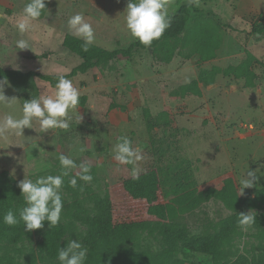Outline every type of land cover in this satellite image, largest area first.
Listing matches in <instances>:
<instances>
[{"label":"rangeland","instance_id":"1","mask_svg":"<svg viewBox=\"0 0 264 264\" xmlns=\"http://www.w3.org/2000/svg\"><path fill=\"white\" fill-rule=\"evenodd\" d=\"M7 1L14 5L13 13ZM101 1L104 10L96 7L92 13L84 0L76 3L45 0L46 9L39 19L31 22L32 30L24 34L15 25L22 19L20 8L28 0L0 3V68L52 76L50 80L34 75L16 77L17 82L8 80L4 93L14 98L11 107L0 105V119L8 114L18 118L24 100L52 94L58 76L70 72L79 62L77 55L61 44L65 33L70 32L67 21L71 13L89 12L84 19L94 29V43L102 47L125 48L136 40L125 25L127 0ZM181 2L188 0H170V10ZM263 11L264 0H199L198 6L193 5L191 10L188 32L185 30L177 37H160L150 47L141 44L128 57L115 56L86 73L69 77L80 96H85L78 105V113L70 112L71 127L67 131L54 129L41 133L39 123L34 120V129L24 128L23 135L0 136V176L4 175L18 187L24 178L35 180L38 176L58 175L61 154L72 158L77 165L90 164L91 182L78 179L76 188L70 186L69 179L78 168L64 177L61 220L52 227L63 234L64 247L70 239H76L89 250V223L83 218L92 216L105 201L108 200L105 206L112 203L117 217L146 220L147 217H142V203L127 199L122 181L131 177L133 167L140 173L155 164L144 112L157 115L166 111L172 118V127L178 129V143L193 168L198 184L194 198L204 199L194 207V214L180 215L176 221L178 235L155 237L146 231L140 241L126 243V247L157 254L172 249L171 258L181 264L264 261V205L233 209L211 196L225 188L226 197L244 202L264 192V37L255 32L262 23ZM200 26L216 30L210 39L214 38L219 47L211 59L201 60L183 47L189 30L201 29ZM21 38L29 41L31 49L15 50L14 43ZM164 43L172 48L171 53ZM245 65L255 74L251 85L244 76L235 78L234 73L224 72L226 68H245ZM213 68L218 70L215 81L209 85L199 83L200 97L178 98L172 94L179 86L197 79L201 69ZM79 114L82 121L77 124ZM121 137L129 138L133 147L142 151L144 158L135 166L121 165L113 159L114 147ZM248 170H258L257 181L254 187L245 188L244 194L238 195L240 181ZM228 179L234 188L223 187ZM18 190L20 207L7 210L17 216L25 206L19 187ZM249 210L255 212L256 222L242 230L239 213ZM43 223L44 232L49 224ZM64 223L68 227L62 232L60 225ZM18 226H24L23 222L6 225L7 230L0 233V264H27L30 260L31 249L36 247V230L29 237L16 240L14 228ZM39 256L34 251L33 264H53L50 256L44 253Z\"/></svg>","mask_w":264,"mask_h":264},{"label":"trees","instance_id":"2","mask_svg":"<svg viewBox=\"0 0 264 264\" xmlns=\"http://www.w3.org/2000/svg\"><path fill=\"white\" fill-rule=\"evenodd\" d=\"M192 9L193 5L188 2H181L177 5L171 16V25L161 37H177L185 32ZM261 20L262 23L255 32L264 37V11ZM209 30H206L205 27H201V29L195 27L193 30H189L191 33L184 37L183 47L188 48L191 54H197L201 60L213 58L219 43L214 38L210 39L216 30L214 28ZM61 41L63 47L79 58V62L67 73V78L75 76L77 73H86L100 64L107 63L115 56L128 57L136 47L141 45L137 39L125 48L115 49L105 48L94 43L87 51H84L82 49L83 41L70 32L65 33ZM164 45L167 52L171 53L172 48L167 43ZM204 45L205 49L202 48ZM224 72L234 73L235 78L244 76L249 85L253 83L252 78L255 75L246 65L245 68L241 66L235 69L226 68ZM217 73L218 70L214 68L211 70L201 69L197 79L179 86L172 94L178 98L187 95L200 97L202 90L199 83L204 85L213 83ZM31 75L47 80L52 79L50 75L37 74L32 71L22 72L0 68V79L6 77L7 80L16 81V77L24 79ZM84 100L85 96H80V102L82 103ZM144 120L151 140L153 155L156 157L155 164L140 172L138 180L133 181L129 177L122 181V189L129 201L142 203L144 213L142 217L147 218L146 220H134L138 217H117L118 214L113 209L111 202L105 206L108 200L92 216L86 215V218L83 219L89 223L90 232L87 237L89 250L85 264H181L171 258L172 249L166 248L167 250H164L163 253L157 254L148 250H129L126 247V243L140 241L141 235L146 231L155 237L157 235H178L176 221L179 220L180 215L183 212L194 214V207L204 199L194 198V189L198 184L191 162L183 147L178 143V129L172 127V118L169 113L164 111L152 115L146 110ZM223 187L232 189L234 184L228 179ZM224 191L225 188L223 190L220 188L211 196L215 200L223 201L229 208H254L264 205L263 191L244 202L238 199L231 200L225 196ZM18 192V187L14 183L4 175L0 176V233L7 230L6 224L3 223V216L7 210L14 209L15 206L20 207ZM166 220H170L172 223L164 224ZM60 227L62 232H65L68 225L64 223ZM35 230L37 234L36 247H32L31 257L27 264H33L34 251L38 256H41L42 253L50 256L53 264H59L57 254L60 248H64L63 234L49 227L44 232L41 229ZM31 233L32 231H24V226L14 228L16 240H23ZM203 248L208 249L207 246H203ZM259 264H264V261Z\"/></svg>","mask_w":264,"mask_h":264},{"label":"clouds","instance_id":"3","mask_svg":"<svg viewBox=\"0 0 264 264\" xmlns=\"http://www.w3.org/2000/svg\"><path fill=\"white\" fill-rule=\"evenodd\" d=\"M191 5L198 6L199 0H188ZM46 9L45 0H28L21 9V17L15 27L20 34L32 30V21L40 18ZM125 25L131 37L139 43L150 47L153 40H158L171 25L170 0H127ZM68 29L72 35L83 41L82 49L87 51L95 42V34L92 25L84 19L83 14L76 13L67 21ZM15 50L31 49L27 39H18L14 43ZM9 82L7 78L0 79V105L11 107L13 98L4 93V88ZM80 91L67 78V73L58 76L55 91L50 95L32 97L24 100L22 114L17 118L11 114L0 119V136L9 133L23 135L24 128H33V121H37L41 133L49 130L67 131L71 127L72 117L70 112H77L80 104ZM82 117L79 114L76 123L79 124ZM141 149L133 147L132 141L127 137H121L115 145L113 159L121 165L135 166L143 159ZM61 172L58 175L38 176L35 180L23 179L18 182L25 206L19 210L18 216L12 211H7L3 216V223L8 226L23 222L24 231H32L44 227L47 221L49 227H55L60 223L63 210L61 189L64 177L69 176L73 169H79L69 179L71 187H77V180L86 183L93 180L91 165L81 163L79 165L69 156L61 154L59 157ZM258 170H248L244 179L240 181L238 195L244 194L245 188L255 186ZM133 181L139 179V171L133 167L131 171ZM255 212L247 211L239 213L238 223L242 230L252 226L255 221ZM88 249L79 240L70 239L66 247L60 248L57 254L59 264H85Z\"/></svg>","mask_w":264,"mask_h":264},{"label":"crops","instance_id":"4","mask_svg":"<svg viewBox=\"0 0 264 264\" xmlns=\"http://www.w3.org/2000/svg\"><path fill=\"white\" fill-rule=\"evenodd\" d=\"M4 1L5 0H0V3H3ZM84 1H85V3H87L86 6L91 8L92 13L96 10V7L98 9L104 10V4H103V1H101V0H84ZM72 2L76 3V0L75 1L72 0ZM58 6L60 7V5H58ZM7 7L9 8L10 13H13V10H15L14 9V5L11 2H9V1H7ZM20 9H22V8H20ZM88 13L89 12H87V13L86 12H82L83 16H85V17H87L89 15ZM72 15H74V14L71 13L69 16H72ZM0 16H2V13H0Z\"/></svg>","mask_w":264,"mask_h":264}]
</instances>
